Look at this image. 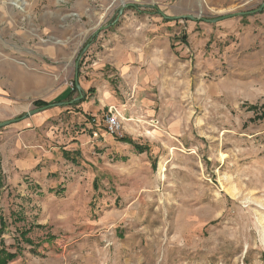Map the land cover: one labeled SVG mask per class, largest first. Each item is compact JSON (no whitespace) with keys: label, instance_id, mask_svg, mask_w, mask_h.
Masks as SVG:
<instances>
[{"label":"rangeland","instance_id":"1","mask_svg":"<svg viewBox=\"0 0 264 264\" xmlns=\"http://www.w3.org/2000/svg\"><path fill=\"white\" fill-rule=\"evenodd\" d=\"M13 119L6 264H264V0H0Z\"/></svg>","mask_w":264,"mask_h":264},{"label":"crops","instance_id":"2","mask_svg":"<svg viewBox=\"0 0 264 264\" xmlns=\"http://www.w3.org/2000/svg\"><path fill=\"white\" fill-rule=\"evenodd\" d=\"M133 60V58H131V56H129V57H126L125 59H124V61L125 62H121V59H119V61L121 62V67L123 68V72L124 73H128L129 72V70H130V68H131V66H133L132 64H131V66H128V64L130 65V61H132ZM137 61V60H136ZM139 61V60H138ZM86 113H83V117H84V115H85ZM23 119H25V118H23ZM26 121L27 120H30V122H32L31 120V118H27V119H25ZM38 119H36V122H38L37 121ZM25 122V121H24ZM15 124H17V123H15ZM36 125H38L37 123H36ZM12 161V165H13V168H9L8 169V171H9V175H17L18 173H25V171H27V169H29V167H31L32 166V164H30L27 160H23V159H20V161H18V158H17V156H15V158L14 159H12L11 160ZM7 172V170H5V173ZM3 190V189H2Z\"/></svg>","mask_w":264,"mask_h":264},{"label":"built area","instance_id":"3","mask_svg":"<svg viewBox=\"0 0 264 264\" xmlns=\"http://www.w3.org/2000/svg\"><path fill=\"white\" fill-rule=\"evenodd\" d=\"M105 129L108 134L118 135L124 128V118L119 111L112 107L104 118Z\"/></svg>","mask_w":264,"mask_h":264},{"label":"trees","instance_id":"4","mask_svg":"<svg viewBox=\"0 0 264 264\" xmlns=\"http://www.w3.org/2000/svg\"><path fill=\"white\" fill-rule=\"evenodd\" d=\"M39 106L40 107H49V105L46 103H41ZM92 122L95 123L96 122L95 119H92ZM117 141L120 143L128 144V145L132 146L139 154L148 153L150 150L149 147L138 145L127 137L118 139ZM64 155H67V154H64ZM1 232H2V230H0V234H1ZM12 257H14V256L13 255H7L6 256V252L0 251V264H6L7 263V260L3 259V258L11 259Z\"/></svg>","mask_w":264,"mask_h":264},{"label":"water","instance_id":"5","mask_svg":"<svg viewBox=\"0 0 264 264\" xmlns=\"http://www.w3.org/2000/svg\"><path fill=\"white\" fill-rule=\"evenodd\" d=\"M229 17H231V16L222 17V18H219V19H217V20H215V21H212V22H215V23H216V22H220V21H223V20H225V19H227V18H229ZM174 19H175V18H174ZM77 87H78V89H80V86H79L78 82H77ZM47 108H48V107H42V108H39V109H37V110L31 112L29 115H34L35 113L42 112V111L46 110ZM23 118H27V116H26V117H23ZM17 122H19L18 119H13V120H9V121H6V122H3V123H0V128H4V127H6V126H9V125L15 124V123H17Z\"/></svg>","mask_w":264,"mask_h":264},{"label":"bare ground","instance_id":"6","mask_svg":"<svg viewBox=\"0 0 264 264\" xmlns=\"http://www.w3.org/2000/svg\"><path fill=\"white\" fill-rule=\"evenodd\" d=\"M15 3H16V5H18V6H19V2H18V1H15Z\"/></svg>","mask_w":264,"mask_h":264}]
</instances>
